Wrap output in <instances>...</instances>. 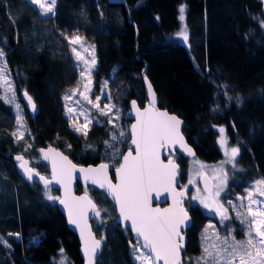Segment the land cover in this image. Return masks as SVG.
Segmentation results:
<instances>
[{
	"label": "trees",
	"instance_id": "1",
	"mask_svg": "<svg viewBox=\"0 0 264 264\" xmlns=\"http://www.w3.org/2000/svg\"><path fill=\"white\" fill-rule=\"evenodd\" d=\"M182 23L186 44L170 38ZM262 25L261 0H58L55 16L49 17L39 16L26 0H0V49L8 72L18 95L26 91L38 108L31 119L23 107L28 130L16 140L15 115L0 99V237L7 242H0V264H58L61 249L67 264H83L76 236L55 204L44 199V188L18 177L12 154L27 159L38 156L37 147L52 145L80 166L120 163L121 156L113 159V148L104 145L108 130L102 126L80 135L63 115L62 96L79 79L66 36H82L93 44L94 85L107 82L109 96L124 113L131 99L139 106L146 101L145 68L159 106L183 120L182 132L195 144L210 135L215 139L216 129L223 127L229 145L239 148L237 170L226 187L232 198L244 196L255 180H264ZM122 119L128 130L129 121ZM128 140L127 132L121 153ZM175 160L183 184L185 159L176 154ZM34 169L48 175L42 163ZM88 191L97 206L111 205L102 194ZM78 192H83L80 186ZM188 212L192 223L185 232L183 264L199 253L198 237L208 221L196 207ZM124 233L131 247V237ZM127 261L134 264L130 255ZM97 264H114L104 246Z\"/></svg>",
	"mask_w": 264,
	"mask_h": 264
},
{
	"label": "snow or ice",
	"instance_id": "2",
	"mask_svg": "<svg viewBox=\"0 0 264 264\" xmlns=\"http://www.w3.org/2000/svg\"><path fill=\"white\" fill-rule=\"evenodd\" d=\"M57 2L58 0H26L27 4L37 6L39 15L45 17L49 15L55 16ZM184 11V7L181 6V21L184 19ZM177 35L181 36L185 42L188 41L186 29L182 28ZM65 39L69 41L70 46H73L71 50L75 54L76 59L80 60V54L74 45L80 44L83 46L82 42L84 38L82 36H66ZM90 47L92 48V52L90 53L92 55L91 64L85 60V66L80 71L81 78L83 79L87 76L88 79V84L85 85L87 95L85 92H80V96L88 103H92L90 99L92 90L88 85L92 83L91 76L96 63L94 46ZM4 55V52L0 50V59ZM6 69L7 64L5 62L0 66V87H4L7 92V87H10V81L7 79L8 73ZM104 86L107 87V82H105ZM77 91L78 88L72 89L71 95H65V100H70L72 96L76 95ZM149 93L152 96L149 106L143 111L136 108L137 122L131 126V144L135 146L134 149L130 148L127 154L121 153L119 149H116L114 152L113 159L116 156L123 157V162L116 168L118 183L113 184L108 178V165L106 164H101L95 169L80 168L78 171L85 174V180L91 179L93 184H99L101 188H104L119 206L120 217L124 221H131L132 231L136 234L137 238L136 244L132 245L133 258L137 264H150V262L151 264H158L159 261H163V264H182L180 253L183 249L184 238L181 235L182 229L180 226L188 219L187 212L182 207L185 193L183 191L176 192L174 188V182L178 175L175 161L169 159L167 163H164L159 157L158 148L164 147L167 143L175 144L179 142L189 154H191V149L183 145V137L179 131L181 121L175 116H170L167 112H160L156 109V101L150 85ZM24 96L27 98L28 104L32 107L33 111H35V104L32 98L28 96L27 92L24 93ZM0 99H3L6 103L16 104L17 109H20V105L16 103L14 90L11 99L7 95L0 97ZM100 99V96H96L97 103L93 107H96L101 115H107V112H110L115 106L105 105L106 112L104 109L99 108ZM133 107H136L135 101H133ZM73 112L72 108H68V113ZM79 115L85 118L83 134L87 135V125L92 123V120L83 107H81ZM69 119H73V116L69 115ZM108 122H112L111 118H109ZM17 123L23 126V120L19 111L17 113ZM75 130L81 132L82 128L75 127ZM219 131L222 134L219 143L221 147L225 148V155L229 157L226 162L233 163L235 167L239 148L232 147L230 149L231 155H229V150L226 147L227 139L223 135L225 129L221 127ZM12 135L16 137L17 134L14 132ZM125 136L126 133L120 130L118 136L115 133L111 136V140L123 142ZM20 138H22V134L20 137H17V139ZM105 143L110 148L113 147L109 141H105ZM28 147H31V145ZM40 151L44 153L43 159L51 163L52 180L46 179L36 172L34 168L28 167V161H25L23 156L18 155L16 159L22 161L20 167L24 169L28 180L31 181L34 177L38 176L39 180L44 183L45 195L49 200L58 199L49 194L52 182L59 183L65 188L67 199H61L60 203L68 209L69 223L76 224L80 228L86 264H95L102 241L95 239L92 235L91 229L87 225L85 214L90 210L96 216H100V211L97 210L96 204L87 195L76 198L71 197L68 192V183H70L73 173L77 171L76 165L68 160L67 156L62 155L55 149L49 148L47 152L44 149ZM188 183L191 185L194 181L189 179ZM257 184H264V180L257 181ZM185 188H187V185H185ZM160 189L172 194L173 204L171 207L161 209L151 206L152 193L155 192L156 198H159ZM222 190L223 188L218 186L213 195L206 183L204 192L208 193V196L200 197V190L197 189V194L192 196V200L200 199V203L205 208L211 209L212 204L207 201L212 199L215 202V197H219ZM260 195H264V189L260 190ZM248 197L247 212L240 211V208L245 207L243 203L239 207L232 205L236 217L247 228V240L238 241L231 232H228L224 237H221L218 232H214V239L209 243V236L205 234L202 237L201 255L194 258L196 264H264V200L253 196L252 190L248 191ZM228 203L232 204L231 201ZM216 214L220 216L221 224L231 219L227 214V209H224L223 205L217 204ZM81 220L84 221L83 226L80 223ZM212 227L211 225L209 226V228ZM207 231L208 229L205 230V233ZM0 242L7 243L3 240V237H0ZM253 249H255V252H253ZM60 251L63 254V249ZM61 264H64V259H62Z\"/></svg>",
	"mask_w": 264,
	"mask_h": 264
},
{
	"label": "rangeland",
	"instance_id": "3",
	"mask_svg": "<svg viewBox=\"0 0 264 264\" xmlns=\"http://www.w3.org/2000/svg\"><path fill=\"white\" fill-rule=\"evenodd\" d=\"M33 7L37 11V6H33ZM41 17H45V16H41ZM182 28L185 29L183 23L181 24L178 31L175 32L170 38L173 41L186 44L183 38L177 35V33H179ZM75 36H78V35H75ZM82 43H83V46H81L80 44L74 45V47L77 48V52L80 54V57H81L80 60L76 59L75 54L71 50L72 57L78 68L79 79H78L77 84L71 89H69L62 96L63 115L66 118L68 125L71 129H73L77 134L84 135L83 125L85 124V118L84 116L79 115V111L81 110V107H83V109L86 110L89 118L92 120V123L87 125V133L93 128H98V127L103 126L102 129L108 130L109 132L108 139L106 141H109L113 145L111 149L113 148L112 150L113 152H115L116 149L120 148V145H123L124 141L123 142L112 141L111 136L114 133L118 136L120 130H123L127 134V125L122 119L124 118V112L121 110L120 106L111 99L107 91V88L104 86L105 85L104 83H102L99 87H96L94 85L93 76H91L92 83L88 85L92 90V95L90 96L92 103H88L87 101L81 98L80 92H85V94L87 95L85 85L88 84V79H87V76L82 79L80 76V71L85 66L84 65L85 60H87L88 63L91 64L92 55L90 53L92 52V48L90 46H93V44L87 42L85 38ZM72 47L73 46H70V48ZM94 56H95V51H94ZM95 61H96V57H95ZM4 63H5V55L2 59H0V66H2ZM96 65H97V61L95 63V67ZM6 71L8 73L7 79L10 81V87H7V92L5 91L4 87H0V97L7 95L8 98L11 99L12 92L13 90L15 91L16 103L20 105L19 110L17 109L16 104L6 103L3 99L1 100L5 104L11 107L12 112L15 115V118H16L15 133L17 135L14 138L16 140H20L27 134V130H28L27 120L25 118V111H24L23 105L19 99L18 93L15 90V87L10 77V74L8 72V69H6ZM74 88H78L76 95L72 96L70 100L66 101L64 98L65 95L66 94L71 95V90ZM96 96L101 97L99 101L100 109H104L107 112V109L104 108L105 105H109V106L114 105L115 107H113L110 112H107V115H101L100 111H98L96 107H93V105L97 103ZM77 101H79V103H77ZM68 108H72L74 112L68 113ZM18 111H19L20 116L22 117L23 126L18 125L17 123ZM69 115H72L73 119L70 120ZM109 118H111V121H112L111 123L108 122ZM75 127H81L82 131L77 132L75 130ZM216 131L218 135L216 136L215 139H213L210 135L204 138V140L198 144H195L194 141L191 139V137L186 136V139L189 141V143H191L194 146L195 150L197 151L196 158L192 160L185 159V171H184L185 181L182 184V187L188 192V195H189L188 202L186 203V208L187 210H189L192 207L198 208L199 210H201L202 214L208 217V221L205 223V225L201 229L199 237H198L199 253L195 256H191L185 259L184 264H196L194 258L199 257L201 255V252H202L201 245L203 243L202 237L205 234L209 236V243H211L212 240L214 239V232H218L221 237H224L227 235L228 232H231L236 240L246 241L247 240V236H246L247 228L245 225L241 224L240 219L236 217V213L235 211H233L232 205H236L237 207H239L243 203L245 207L240 208V211L247 212V205L249 203V197H248L249 190H252L253 196L258 197L260 200H264V195H260V190L264 189V184H259V185L257 184V181H261V179H257L254 182H252L245 189L244 196H241V197L235 196L231 198L226 195V187H227L228 180L230 179L231 175L237 169H236V165L235 167L233 166V163L226 162L229 159V157L225 155V148L221 147V144L219 143L222 134L220 133L219 129H216ZM21 134H22V138L17 139V137H20ZM223 135L225 136V132ZM115 143H117V148H114ZM211 143H212V146H209ZM104 145L106 146V148L110 149L108 144L105 143ZM127 146H128L127 147L128 149L129 145L127 144ZM226 147L229 150V155H231L230 149L233 146L229 145L228 140H227ZM27 159L30 161L32 168H34L37 163H41L38 156H35V155H31L30 158H27ZM175 159H176V155L174 156V160ZM110 165H111L110 167H112L113 169L117 168L118 166V164L113 165L112 163H110ZM201 165H203V167H201ZM179 173H180V170H179ZM225 174H226V179H225ZM202 176H207L211 180L213 184V189H212L213 195L218 186L223 188V190L219 194V197H215V202L212 199H209L207 201L208 203L212 204L211 209L205 208L204 205L200 203V199L192 200V196L197 194V189L200 190L198 186V182ZM189 179H192L194 183L190 185L188 183ZM222 181L223 183H221ZM185 185H187V188H185ZM53 188L55 187H50L51 191L49 194L51 196L58 198V194L55 195ZM88 189H92V188H88ZM88 189L86 191L87 194H89ZM45 191L46 190L44 188L42 190L44 199L52 204H56L58 199L49 200L47 196L45 195ZM199 195L202 198L207 197L201 192V190H200ZM229 201L232 202L231 205L228 203ZM217 204L223 205V208L227 209V214L231 217V219L224 221L223 224H221L220 216L216 214ZM97 210L100 211V216H96L95 214L93 215V218L91 221V228L92 230L98 232L99 240L102 241V245L111 254L113 263L114 264H128L127 260L130 255L133 263L137 264V262L133 258L132 247H128L127 245V241H126L127 237H126V234L124 233V230L122 231L115 224V213L113 211L112 206L101 202L100 207L98 206ZM210 225L213 227L209 228ZM206 229H208L207 233H205ZM15 239H18V237L15 236ZM134 244L136 243L135 242L132 243V245ZM253 252H255V249H253ZM62 259H64V264H67V260L64 258L62 254L59 256V260L57 261V263L61 264Z\"/></svg>",
	"mask_w": 264,
	"mask_h": 264
},
{
	"label": "water",
	"instance_id": "4",
	"mask_svg": "<svg viewBox=\"0 0 264 264\" xmlns=\"http://www.w3.org/2000/svg\"><path fill=\"white\" fill-rule=\"evenodd\" d=\"M106 1L109 4L123 3L124 2V0H106ZM261 1H262L263 11H264V0H261ZM145 70L146 69L144 68L141 71V79L143 81L144 88H145V92H146V101L143 104V106H139V104L137 103V101L135 99H131L128 102V104H127V110L124 113V118L129 121L128 130H127L128 136H129V140H128L129 148L126 149L123 152V154H127L130 148L134 149V147H135L134 145L131 144V139H132V137H131V126L137 122L136 121V108H139L140 111H143L146 107L149 106V101L152 98V96L149 93V85H150L151 86V89H152V93H154V99L156 101V105H155L156 109L158 111H160V112H167L170 116H175V117H177V119H179L181 121V124L179 126V131H180V135L183 137V145H186V147L188 149H191V154H189V152L186 151L185 148L181 146V143H179V142L178 143H175V144H173V143H167L164 147L158 148V154H159L160 159L164 163H167L169 159H173L174 160V156L176 154L181 155L182 158H184L186 160H192V159L196 158L197 151L195 150L194 146L191 143H189V141L186 139V136L182 132V128L184 126L183 120L181 118H179L176 114L171 113L167 109L159 106V104H158V97H157V95H156V93H155V91H154V89H153L150 81L146 77ZM25 92L26 91L20 92L19 99L21 100V102H22L23 107L25 108V110L28 112L30 118L31 119H34L35 116H36V114L38 113V108L35 105V111H33L32 107L28 104L27 98L24 96V93ZM133 101L136 102V107L135 108L133 107ZM49 148L55 149L57 152L61 153L64 156H67V155L64 154L61 150L57 149L56 147H54L52 145H47V146H42V147H37L36 148V153L38 155V158H39L40 162L43 165H45L47 167V169H48V175L47 176L42 175V176H44L48 180H52V166H51V163L49 161L43 159L44 153H42L40 151L41 149H44L45 152H47ZM10 153H11L10 151H7L6 156L11 155ZM133 154H135V153L133 152ZM18 155L23 156V159L25 161H28V167H32L30 161L28 159H26L24 155H22V154H12L11 155V160L15 164V172L18 175V177L24 183H26V184H35V185H37L39 187L45 188L44 183L39 180V177L38 176L37 177H34V179L31 180V181L27 179V176L25 175L24 169L20 167V164L22 163V161H18L16 159V157ZM50 155H51V153H50ZM67 158H68V160H70L77 167V171L73 173L72 179H71L70 183H68V192L70 193L71 197L79 198V197H83V196L87 195L88 198L90 200H92L90 198V196L86 193V191H87L88 188H92L95 191L101 193L109 201V203L112 205V207L114 209V213H115V224L121 230L128 231V233H129V235L131 237V240L134 241V242H137L136 234L132 231L131 221H124L120 217L119 206L115 203V201L112 198V196L109 195L108 192L104 188H101L99 186V184H93L91 182V179L85 180L84 179V175L85 174L80 173L78 171V169H80V168H84V169L94 168L95 169V168H98L101 164H98L96 166H93L92 165V166L85 167V166H80V165L74 163L69 158V156H67ZM122 162H123V157L121 156L120 163H122ZM175 163L177 165L178 175L176 176V180L174 182V188H175V191L176 192L183 191L185 193V195L183 197L182 207L187 212V216H188L187 221H185L180 226V228L182 229L181 235L184 238L183 239V249H182V251L180 253V257H181V260H182V252L184 251L185 245H186V242H187L185 232L190 228L192 221H191V218H190V214H189V212H188V210L186 208V203L188 202L189 195H188V192L182 187V183L180 181V175H179L180 167H179V164L176 161H175ZM111 174L113 176V179H112ZM107 175H108V178L112 181L113 184H117L118 183L116 168L113 169L112 167H110L108 165ZM206 183H207V187L212 192L213 184H212L211 180L207 176H202L200 178V180L198 182V186H199L201 192L205 196H208V193L204 192ZM78 186H80L82 188L83 192H81V193L78 192ZM50 187H55L57 189V191H58V200H57L55 206H56L57 210L59 211V213L64 218L68 230L72 234H74L76 236L77 241H78V244H79V251H78L79 252V257L82 260V263L83 264H86V259H85L84 253H83V246H84V244H83V241L81 239L80 228H78L76 226V224H70L69 223L68 209L65 208V206L63 204L60 203V200L61 199H67L66 194H65V188L61 184L55 183V182H52L51 185H50ZM93 203H95V202L93 201ZM172 204H173V198H172V194L171 193L165 192L163 189H160V196H159V198H156V193L155 192L152 193L151 206L153 208H161V209H163V208H169V207L172 206ZM161 205H164V206L161 207ZM96 206H97V204H96ZM97 209H98V206H97ZM85 215H86V219H87V225L91 229L92 235L95 237V239L99 240L95 236V234L93 233L92 228H91V221H92V218H93L94 213L89 210ZM80 223L83 226L84 221L81 220ZM102 251H103V245L101 244V248L98 251V255H97L96 259H95V264H97L98 259H99L100 255H101ZM158 264H163V261H159ZM182 264H183V262H182Z\"/></svg>",
	"mask_w": 264,
	"mask_h": 264
},
{
	"label": "flooded vegetation",
	"instance_id": "5",
	"mask_svg": "<svg viewBox=\"0 0 264 264\" xmlns=\"http://www.w3.org/2000/svg\"><path fill=\"white\" fill-rule=\"evenodd\" d=\"M128 124H129V123H128ZM118 166H119V165H118ZM118 166H117V167H118ZM114 169H115V168H114ZM111 176H112V174H111ZM112 179H113V176H112ZM111 206H112V205H111ZM163 206H164V205H161V207H163ZM125 231H126V230H125ZM127 232H128V231H127ZM129 236H130V235H129ZM131 241H132V240H131ZM131 241H129L128 244H129V246L132 247ZM132 242L134 243V241H132ZM135 243H136V242H135ZM182 262H183V261H182Z\"/></svg>",
	"mask_w": 264,
	"mask_h": 264
}]
</instances>
